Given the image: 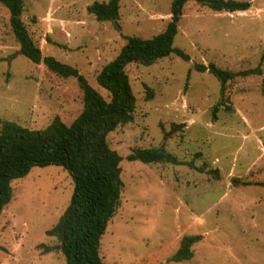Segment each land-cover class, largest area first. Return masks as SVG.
Segmentation results:
<instances>
[{"label":"rangeland","instance_id":"obj_1","mask_svg":"<svg viewBox=\"0 0 264 264\" xmlns=\"http://www.w3.org/2000/svg\"><path fill=\"white\" fill-rule=\"evenodd\" d=\"M93 1L107 0H24L21 18L43 56L77 68L107 97L97 73L125 36L161 32L170 0H119L120 30L95 19L87 10ZM247 1V10L235 12L186 2L173 46L188 59L172 53L126 67L136 109L133 122L107 135L122 157L123 187L101 238L105 264H264V0ZM8 16L0 4V117L30 129L55 116L69 124L82 108L76 78L14 56L19 45ZM197 63L261 73L236 75L222 94L211 73L194 69ZM137 147H163L174 161L127 160ZM12 188L0 215V264H66L60 251L44 246L56 243L46 230L71 197L68 171L34 166ZM191 235H200L192 257L173 259Z\"/></svg>","mask_w":264,"mask_h":264},{"label":"trees","instance_id":"obj_2","mask_svg":"<svg viewBox=\"0 0 264 264\" xmlns=\"http://www.w3.org/2000/svg\"><path fill=\"white\" fill-rule=\"evenodd\" d=\"M23 1L0 0V4L8 9L9 25L19 45L13 55H23L35 64L42 63L61 78H76L82 90V108L69 124L55 116L45 127L38 129L22 127L0 117V215L12 199L15 179L25 176L34 166H61L68 171L73 188L66 209L46 230L56 243L44 246V252L60 251L66 264H105L99 252L101 238L120 205L123 187L120 178L122 157L109 147L107 135L117 127L133 122L136 109L126 67L130 64L150 66L172 53L188 59L183 50L173 46V39L183 6L190 0H170V19L161 32L149 38L124 37L126 41L118 54L105 63L95 77L96 83L107 91V97L91 86L77 68L42 55L21 18ZM191 1L213 11L226 12L244 11L251 5L247 0ZM87 10L96 20L111 21L120 30L119 0L93 1L87 5ZM194 69L211 73L219 81L222 94L226 83L236 75L261 73L260 68L255 67L237 74L214 63H197ZM151 95L148 90L147 97ZM126 158L148 164L174 161L163 147L133 148ZM180 163L193 167L190 162ZM199 239L200 235L184 236L173 259L191 258L190 247Z\"/></svg>","mask_w":264,"mask_h":264}]
</instances>
